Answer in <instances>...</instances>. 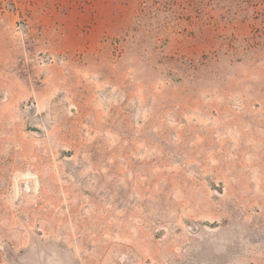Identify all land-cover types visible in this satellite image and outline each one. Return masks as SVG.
I'll return each instance as SVG.
<instances>
[{
	"label": "rangeland",
	"instance_id": "1",
	"mask_svg": "<svg viewBox=\"0 0 264 264\" xmlns=\"http://www.w3.org/2000/svg\"><path fill=\"white\" fill-rule=\"evenodd\" d=\"M0 264H264V0H0Z\"/></svg>",
	"mask_w": 264,
	"mask_h": 264
},
{
	"label": "bare ground",
	"instance_id": "2",
	"mask_svg": "<svg viewBox=\"0 0 264 264\" xmlns=\"http://www.w3.org/2000/svg\"><path fill=\"white\" fill-rule=\"evenodd\" d=\"M28 176V175H27ZM30 176V175H29ZM33 176V175H32ZM27 179V178H26ZM32 179V178H31ZM35 182V181H34ZM29 183V182H28ZM27 185V184H26Z\"/></svg>",
	"mask_w": 264,
	"mask_h": 264
}]
</instances>
